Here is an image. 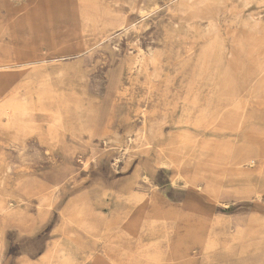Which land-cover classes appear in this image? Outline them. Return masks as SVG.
I'll return each mask as SVG.
<instances>
[{
	"label": "rangeland",
	"instance_id": "obj_1",
	"mask_svg": "<svg viewBox=\"0 0 264 264\" xmlns=\"http://www.w3.org/2000/svg\"><path fill=\"white\" fill-rule=\"evenodd\" d=\"M263 187L264 0H0V264H264Z\"/></svg>",
	"mask_w": 264,
	"mask_h": 264
},
{
	"label": "bare ground",
	"instance_id": "obj_2",
	"mask_svg": "<svg viewBox=\"0 0 264 264\" xmlns=\"http://www.w3.org/2000/svg\"><path fill=\"white\" fill-rule=\"evenodd\" d=\"M261 18V17H260ZM122 25H124V27H128L129 25H130V20L129 19H125V20H123V23H122ZM226 33V32H225ZM112 40V39H111ZM109 41V40H108ZM111 43V42H110ZM115 51V50H114ZM115 53H116V51H115ZM52 67V66H51ZM54 67V66H53ZM45 69V68H44ZM44 71V70H43ZM235 95V94H234ZM157 161V160H156ZM247 161H248V163L249 164H253V163H255V161H253V160H251V158L250 157H247ZM177 172V171H176ZM185 179H186V183L188 184V185H191V186H193V187H195V186H197V181L195 180V177H188V176H183ZM145 178H149V175L148 174H146V176H145ZM192 188V187H191ZM264 188V187H263ZM262 188V189H263ZM201 189V188H200ZM262 192H263V190H262ZM260 194V193H259ZM197 205V204H196ZM141 207V206H140ZM65 211V210H64ZM63 213V212H62ZM64 214H65V212H64ZM0 246H1V240H0Z\"/></svg>",
	"mask_w": 264,
	"mask_h": 264
},
{
	"label": "crops",
	"instance_id": "obj_3",
	"mask_svg": "<svg viewBox=\"0 0 264 264\" xmlns=\"http://www.w3.org/2000/svg\"><path fill=\"white\" fill-rule=\"evenodd\" d=\"M142 165H143L147 170H149L150 168H152L149 159H144V161H142ZM170 193H172V192H170ZM81 249H82V248H81ZM81 251H83V249H82ZM97 258H98V257H97Z\"/></svg>",
	"mask_w": 264,
	"mask_h": 264
}]
</instances>
